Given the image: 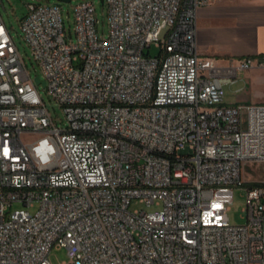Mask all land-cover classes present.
Wrapping results in <instances>:
<instances>
[{
  "label": "built area",
  "instance_id": "built-area-1",
  "mask_svg": "<svg viewBox=\"0 0 264 264\" xmlns=\"http://www.w3.org/2000/svg\"><path fill=\"white\" fill-rule=\"evenodd\" d=\"M62 2L27 3L22 31L66 127L0 11V264H53L54 248L63 264H264V182L247 186L243 224L228 215L243 168L264 162V104H227L234 78L202 57L211 0H104L107 37L85 0L70 40ZM253 66L264 58L235 68Z\"/></svg>",
  "mask_w": 264,
  "mask_h": 264
},
{
  "label": "rangeland",
  "instance_id": "rangeland-1",
  "mask_svg": "<svg viewBox=\"0 0 264 264\" xmlns=\"http://www.w3.org/2000/svg\"><path fill=\"white\" fill-rule=\"evenodd\" d=\"M58 0H4L5 8L1 6L0 11L2 16L10 29V33L17 44L22 57L26 63L27 69L34 80L36 77H40L41 80H45V75L41 69V66L35 59L32 49L24 37L22 31V20L28 12L27 3H54ZM85 0H71L62 2V16L64 20V26L68 39L75 38L74 36V7L79 2ZM96 7V16L98 19L97 28L101 37H107L110 32V26L108 21V6L103 3L102 0H92ZM148 49H146L147 51ZM159 48L153 44L150 48V52L156 55ZM222 68L215 71L216 74L233 77L234 80L231 83L225 85L226 90V103L235 105H248V104H264V66H253L246 70H238L232 68L230 63H224ZM40 92L41 97L46 103L51 117L54 119L59 127H66L67 120L65 117L63 107L51 96L48 91L47 84H36ZM38 135L25 133L22 138L25 142H31L35 140ZM243 175L250 182L244 187L233 188V200L229 204L230 209L228 215L232 224H243L245 219L244 207L246 204V192L247 186L252 183L264 182V162H249L243 168ZM23 205L21 203H15L11 209H21ZM38 206L31 208V212H35ZM162 208V203L152 204L150 206L146 203L140 202L138 199H134L130 209H144L146 211H154ZM51 260L53 264H63L69 260L67 251L65 248H54L51 252Z\"/></svg>",
  "mask_w": 264,
  "mask_h": 264
},
{
  "label": "crops",
  "instance_id": "crops-1",
  "mask_svg": "<svg viewBox=\"0 0 264 264\" xmlns=\"http://www.w3.org/2000/svg\"><path fill=\"white\" fill-rule=\"evenodd\" d=\"M197 25L200 53L217 69L264 53V0H211L199 9Z\"/></svg>",
  "mask_w": 264,
  "mask_h": 264
},
{
  "label": "water",
  "instance_id": "water-1",
  "mask_svg": "<svg viewBox=\"0 0 264 264\" xmlns=\"http://www.w3.org/2000/svg\"><path fill=\"white\" fill-rule=\"evenodd\" d=\"M62 1H71V0H62ZM102 2L104 3V0H102ZM0 3H1V6H2L3 8H5V3H4V1H3V0H0ZM34 80H35L36 84H39V83H43V84H45V80H41L40 77H36Z\"/></svg>",
  "mask_w": 264,
  "mask_h": 264
},
{
  "label": "trees",
  "instance_id": "trees-1",
  "mask_svg": "<svg viewBox=\"0 0 264 264\" xmlns=\"http://www.w3.org/2000/svg\"><path fill=\"white\" fill-rule=\"evenodd\" d=\"M253 57H255V58H264V53H261L259 55H255ZM256 184H259V183H252V185H256Z\"/></svg>",
  "mask_w": 264,
  "mask_h": 264
}]
</instances>
